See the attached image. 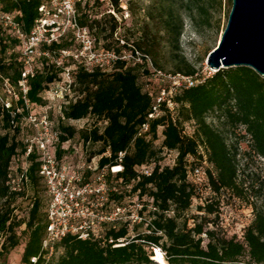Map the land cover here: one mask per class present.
<instances>
[{"label": "trees", "instance_id": "16d2710c", "mask_svg": "<svg viewBox=\"0 0 264 264\" xmlns=\"http://www.w3.org/2000/svg\"><path fill=\"white\" fill-rule=\"evenodd\" d=\"M222 1L188 0L183 5L176 0H151L144 10L139 39L130 46L148 56L159 71L193 77L198 71L182 53L184 19L179 10L185 9L196 27L198 24L209 27L214 14L221 12ZM46 2L0 0V8L14 15L23 31L28 33L39 17L38 9ZM108 2L115 12H121L120 0ZM111 21L110 34L104 39L112 37L117 29L115 21L112 18ZM78 23L89 31L98 26L96 21L88 24L86 16L78 18ZM71 40L69 43L62 40L49 47L43 46L42 51L56 54L68 50ZM116 44V48L104 45V49L119 52L122 46L118 40ZM17 48L19 50V42L0 27V82L4 86L6 81L18 92L16 105L9 109L0 101V261L20 246L17 231L24 226L21 235L27 240L21 264H31L30 260L37 257L36 264H160L153 261L151 248L160 249L163 264H264V211L253 209L254 218L239 238H226L214 228L219 222L217 195L221 191H229L237 197L243 195L237 182L239 141L246 139L248 156L264 160V77L245 67L219 70L192 88L180 89L172 97L176 105L173 117L162 108V115L149 121L147 116L157 84L147 82L145 70L126 67L123 62H117L109 73L99 69L89 73L78 68L71 85V92L76 96L62 107L59 122H53V130L59 135L57 157H60V145L75 135L74 129L65 126L64 121L93 118L107 123L101 131L94 127L80 132V139L84 144L101 145L95 154L100 157L99 168L122 167V171L115 175L106 173L110 199L116 206H121L127 196L133 197L138 193L142 199L144 222L132 228L133 237L129 236L126 225H117L115 229L104 226L105 234L101 239L79 240L66 236L57 244L49 260L42 258L40 245L46 228L47 196L38 176L34 151L26 159L28 185L24 190L12 192L8 182L13 161L25 152V145L17 139L23 119L30 109L45 106L49 87L59 80L61 69L47 58H39L41 70L36 69L33 77L27 79L28 91L23 99L18 88L23 66L20 55L15 53ZM164 48L169 51L173 64L170 72L164 70L161 61ZM146 85H149L151 94L145 90ZM25 101L29 109H26ZM211 116L216 121L208 122ZM144 124L149 125L148 132L136 137ZM186 124L193 125L191 136L184 132ZM158 127L162 128L161 149L177 153L172 167L158 164L159 152L153 146ZM239 129L244 131V135L236 139L234 133ZM198 147L205 150L206 162L210 166L205 172L213 194L202 196V204L196 208L199 216H188L192 202L199 196L186 178V158H194L199 165L201 155ZM122 152L126 154L118 162L117 155ZM148 165H153L150 176L139 175L135 171L136 167ZM126 186H130L128 192ZM28 188L32 190L30 207L26 220H21L14 215L12 206ZM39 191L45 195L44 202L38 196ZM208 226L213 229H208ZM118 240H124L123 246L114 247Z\"/></svg>", "mask_w": 264, "mask_h": 264}, {"label": "built area", "instance_id": "2783aa9c", "mask_svg": "<svg viewBox=\"0 0 264 264\" xmlns=\"http://www.w3.org/2000/svg\"><path fill=\"white\" fill-rule=\"evenodd\" d=\"M81 1L47 0L38 9L39 17L28 33L23 31L22 25L16 21L14 15L5 13L0 8V27L19 42V55L23 71L18 88L23 99L28 91L27 79L33 77L37 60L41 57L50 61L53 59L52 61L57 66L59 63L55 61L56 58L73 60L71 69L59 67L61 69L59 80L54 82L48 91L51 100L60 102L57 107L59 115L62 107L70 101L68 98L71 93V85L74 83L78 68L89 73L95 69L110 72L117 62H123L126 67L145 70L147 82L157 84V92L152 96L153 104L147 116L149 121L158 119L162 115V108L167 109L173 117L176 105L172 102V97L180 89L192 88L209 77L205 75V72L199 71L193 77L166 74L155 69L148 56L132 46L126 45L122 40H118L119 45L122 46L119 52L97 48L95 39L92 38L87 28L81 27L78 23L76 4ZM69 34L77 46L74 51L61 50L56 53L57 55L42 51L43 46L49 47L54 43L58 44ZM206 70H208L207 67ZM148 87L149 85H146L145 90L151 94L152 92L148 90ZM4 88L8 94L13 91L6 81ZM0 101L6 109L10 108L11 105L2 100L1 97ZM24 103L26 109H29V104L26 101ZM17 112L21 113L20 110ZM49 113L44 111L36 115L29 112L24 117L23 122L34 132V136L25 140V152L20 156L22 161L16 166L14 173L9 176L8 182L12 192L20 193L24 190L28 185L26 177L28 163L26 159L34 151L36 153L35 162L38 164V176L43 181L47 196L46 228L40 245L41 257L49 260L54 255L57 244L66 236H74L79 240L101 239L105 234L104 226H111L112 229H115L117 225H126L129 229V236L133 237L132 228L144 222V216L141 213L142 203L140 202L142 199L136 193L133 197L127 196L121 206H116L110 199L111 189L106 182L107 172L115 175L122 171V167L117 165L99 168V156L83 159V152L75 153L77 150L74 148L71 151L65 148L64 145L69 144L71 140L60 145L59 149L62 153L60 157H57L59 135L53 130V121ZM106 124L103 122L102 128ZM148 129V124L142 125L136 137H142L148 132ZM158 129L162 128L158 127ZM81 144L83 145L82 140ZM197 150L198 154L201 155V162L199 165L186 167V178L194 186L199 196L195 201L202 204V196H212L213 192L210 189L204 169V166L208 165L205 150L202 147H198ZM71 154L82 159L78 163H74L69 159ZM125 154L126 152H122L117 155L118 162H121ZM152 168L153 165L140 166L136 167L135 171L139 175L150 176ZM125 188L128 192L130 186ZM112 191L116 192L115 189ZM219 210L222 211L221 208ZM219 220L220 224L223 225L225 220L220 212ZM224 227H228V225L225 224ZM244 228L242 226L239 233L233 232L230 236L239 238L242 236ZM123 241L118 240L114 247L123 246ZM151 250L153 261L163 264V254L160 249L151 248ZM158 255L161 256L162 262L156 259ZM38 259L39 257L32 258L30 263L36 264Z\"/></svg>", "mask_w": 264, "mask_h": 264}, {"label": "rangeland", "instance_id": "374dc122", "mask_svg": "<svg viewBox=\"0 0 264 264\" xmlns=\"http://www.w3.org/2000/svg\"><path fill=\"white\" fill-rule=\"evenodd\" d=\"M150 1L151 0H120L119 8L121 12L118 13L110 7L108 0H82L80 3H77L78 5L76 4V12L78 18L82 19L86 16L88 24L93 21L98 22V26H96L93 31H89L87 29L92 38L95 39L97 48L104 49V45L116 48L118 46L116 44V40H122L123 42H127L129 45H133V43L137 42V39H139L140 28L144 23V10L149 5ZM176 1L179 4L183 2V5L188 2V0ZM230 9L231 0H223L221 12L214 14L209 27L201 26L200 24L196 27L193 24V20L189 18L187 11L185 9L179 10V13L184 19V30L181 36V49L183 56L188 63L194 66L196 71L205 72V75L209 77L212 76L213 73L206 70L205 60L208 53L219 43L220 36L227 23ZM111 18L115 21L117 29L112 37L104 39V37L109 36L110 34V28L113 25ZM71 39L72 37L69 34L65 37L64 41L69 43ZM75 49H77V46L71 42L69 50L74 51ZM15 53L19 56L18 48L15 49ZM52 60L53 59H51V62H53ZM55 61L59 63V65L56 66L62 69H71L73 67L72 59L60 60L56 58ZM161 61L163 62L164 70L166 72H170L173 64L171 62L169 51L165 48L162 49ZM36 69L41 70V60L37 61ZM107 73H109V71ZM49 88H51V86ZM75 96L76 93L71 92L68 100H73ZM0 97L10 105H16L18 92L13 89L11 94H8L0 82ZM46 99L47 103L43 108L30 109V112L40 114L44 111L50 112L49 116L51 114V120L55 123L59 122L57 107L60 102L51 100L50 94L46 95ZM211 120H215L213 116L208 118V122H211ZM64 125L73 128L75 131V135L71 142L64 145L68 150L71 151V149L74 148L77 150L75 153H78V151L84 153L83 159H91L101 149V145L99 144L83 143L82 145L80 139V132L91 130L94 127L101 129L102 123L100 121L93 118H87L80 121H64ZM161 131V129L157 130V139L153 143L154 149L159 152L158 158H160V161L158 164L161 167H172L175 164L177 154L173 151L161 149ZM184 132L186 135L191 136L193 132V125H185ZM33 134L34 132L23 122L22 131L17 139L24 144L26 139H30L34 136ZM234 134H236V139H239V137L244 135V131L239 129ZM247 152L248 147L246 139L239 141L237 156V182L239 184V188L242 189L243 195L241 197H237L236 194L229 191H221L216 197L219 201V208L222 209V211L219 212L222 214L226 223L223 222V225H221L219 220L217 226H214V228L218 229V232L226 238H230V235L233 234V232L239 233L242 226L246 227L252 222L254 218L253 209L264 211V160L254 155L248 156ZM69 159L74 163H78L82 158L71 154ZM21 161L20 157L13 161L11 166L12 174L14 173L16 166L19 165ZM186 161L187 166H190V164L191 166L197 165L196 160L192 157H187ZM206 168H210V166H204V169ZM31 195L32 190L28 188L25 195L18 198L14 202L12 208L15 210L14 215L17 216V218L26 220L30 207ZM38 196L42 202L45 201V195L41 191L38 192ZM200 204L201 203L199 201L192 202L187 215L199 216L200 213H197L196 208L200 206ZM217 221H215V223ZM225 224H227L228 227H224ZM189 225L192 226V222H189ZM208 229H213V227L208 226ZM23 230L24 226H21L17 231V235L20 236V246L12 250L4 259L0 261V264H21V256L27 240L26 236L21 235ZM205 244L206 240L203 242V245Z\"/></svg>", "mask_w": 264, "mask_h": 264}, {"label": "water", "instance_id": "95a60500", "mask_svg": "<svg viewBox=\"0 0 264 264\" xmlns=\"http://www.w3.org/2000/svg\"><path fill=\"white\" fill-rule=\"evenodd\" d=\"M205 65L213 73L245 67L264 77V0H231L226 26Z\"/></svg>", "mask_w": 264, "mask_h": 264}, {"label": "bare ground", "instance_id": "6f19581e", "mask_svg": "<svg viewBox=\"0 0 264 264\" xmlns=\"http://www.w3.org/2000/svg\"><path fill=\"white\" fill-rule=\"evenodd\" d=\"M158 261H160V262H162V260H161V256H157V258H156Z\"/></svg>", "mask_w": 264, "mask_h": 264}]
</instances>
